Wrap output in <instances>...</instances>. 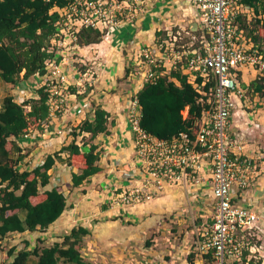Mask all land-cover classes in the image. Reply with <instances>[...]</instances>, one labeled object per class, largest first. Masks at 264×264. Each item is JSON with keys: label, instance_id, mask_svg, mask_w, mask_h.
I'll return each mask as SVG.
<instances>
[{"label": "built area", "instance_id": "1", "mask_svg": "<svg viewBox=\"0 0 264 264\" xmlns=\"http://www.w3.org/2000/svg\"><path fill=\"white\" fill-rule=\"evenodd\" d=\"M154 1L67 0L63 7H55L61 18L49 51L54 52L57 45L68 49L75 44L78 49L82 27L110 32L134 22ZM196 6L199 27L197 33L187 34L191 42L184 43L186 36L178 31L160 37L157 43L143 48L138 63L145 69L137 71L138 75L132 70L131 77L142 87L169 69L181 67L208 107L193 136L183 132L171 139L159 138L142 127L135 91L128 119L139 174L135 185L114 194L113 202L132 206L174 190L206 194L208 188L212 194L211 224L198 240L203 264H207L209 254L211 264H264V210L236 199L239 192L258 185L260 164L230 129L237 110L247 112L250 106L249 88L242 86L244 70L251 69L264 80V50L241 28V18L248 10L243 0H197ZM247 21L253 20L249 17ZM77 53L75 49L69 52V58H64L63 52L55 53L46 62V73L38 77L39 86L48 87L51 93L52 114L67 107L73 84L84 85L86 71L77 66ZM199 78L203 83H198ZM211 81L214 86L204 90Z\"/></svg>", "mask_w": 264, "mask_h": 264}, {"label": "trees", "instance_id": "2", "mask_svg": "<svg viewBox=\"0 0 264 264\" xmlns=\"http://www.w3.org/2000/svg\"><path fill=\"white\" fill-rule=\"evenodd\" d=\"M67 0H0V77L14 85L37 75L46 73V62L54 57L49 51L51 38L57 33V21L61 15L55 7H63ZM244 9L259 12L262 0H243ZM242 25V24H241ZM246 31L243 24L241 26ZM119 30V29H118ZM117 30V31H118ZM116 31V32H117ZM108 31L99 28L82 27L78 32L77 43L86 46L100 43ZM257 41V37H254ZM127 75L132 74L128 68ZM198 83H203L202 78ZM243 83V82H242ZM214 82H208L203 89L209 91ZM249 93H264V80L254 79ZM68 92L76 93L70 88ZM136 97L141 106L140 123L149 133L171 139L183 132L192 136L208 104L201 102L202 93L193 84L189 75L181 67L171 68L158 78L146 81L137 91ZM51 93L46 86H37L31 99L19 102L15 94L4 97L0 111V245L11 234L44 233L57 222L70 208L69 193L61 190L58 183L49 186L50 172L58 161L64 159L72 168V190L83 187L91 177L102 170L100 160L102 148L96 142L100 134L111 133L115 124L110 120L111 113L101 104L92 103L90 115L75 127L70 135L72 141L60 150L47 153L40 162L30 168H22L30 154L23 144L24 138L33 129L44 131L53 118ZM187 110V114L185 111ZM58 114V111L56 112ZM55 114V115H56ZM32 136V135H31ZM91 141H86L85 138ZM82 138V142L79 140ZM12 144V149L8 144ZM13 152L18 155L13 156ZM63 153L66 157H63ZM44 189V190H43ZM43 190V191H42ZM59 240L51 245L32 246L27 236L25 247L9 249L7 260L2 264H28L36 255L37 264H93L82 254L85 237L92 233L91 228L75 225L63 229ZM45 243L47 236H38ZM148 246L151 243L148 241ZM190 264H194L193 255ZM207 263L211 261L208 256Z\"/></svg>", "mask_w": 264, "mask_h": 264}, {"label": "crops", "instance_id": "3", "mask_svg": "<svg viewBox=\"0 0 264 264\" xmlns=\"http://www.w3.org/2000/svg\"><path fill=\"white\" fill-rule=\"evenodd\" d=\"M196 1L155 0L134 22L123 24L118 28V38L112 36L111 30L100 43L86 45L84 48L86 59L89 58L90 64L93 65L102 61V66L96 70L95 77L92 75L85 91H80L81 87L77 84L72 85L71 88L76 90V93H72L73 98L70 100L72 102L53 116L50 129L41 131L40 138L38 137L39 144L46 148V153L60 150L63 145L72 141L70 135L72 127L78 126L90 115L92 103L105 107L111 113L110 120L115 121L111 133L100 134L96 140L103 150L100 160L102 170L92 176L86 185L71 192L72 172L77 171L78 168L70 167L64 159L58 161L50 171L54 174L55 180L60 182L63 180V183L65 181L64 188H59L67 191L66 193H72L69 196L70 208L51 229L56 228L61 231L75 225L91 228L92 233L85 237L86 243L84 242L82 254L93 264H141L139 261L144 250L141 236L161 228L168 230L170 225L168 219L171 215L178 218L181 203L185 200L191 201L192 198H204L205 192L199 190H193L195 191L193 196H190L189 191L174 190L143 204L117 206L113 202L114 194L129 185H135L139 174L135 161L134 136L129 126L128 108L131 106L132 94L141 86L137 79L126 74L128 68L140 61L144 47L157 43L162 36H169L176 31L184 34L190 31L197 33L199 23L196 16ZM249 17L253 20L254 17L262 16L257 15L252 8L244 14V19L247 20ZM196 24L197 28L194 30ZM246 71L253 76L252 81L256 73L251 69L244 70L243 78L246 85H250V80L246 79V75L249 76ZM260 98L261 96L257 94L254 100ZM240 119L243 121L240 122ZM230 129L241 142L245 143L249 155L257 160L261 157L258 185L239 192L237 202L252 203L264 210V152H256L259 151L260 142L264 143V107L254 109L252 112L237 110ZM24 143L28 145V142L23 141ZM40 147L35 148L29 157L32 158L40 152L42 149ZM63 157H66L65 153ZM55 184L56 182L54 186ZM129 221L135 223H128ZM37 233L26 234L31 239ZM47 233H40L39 236ZM154 247L152 244V247L145 250L158 256ZM202 260L201 257V262ZM162 263L172 264L167 261Z\"/></svg>", "mask_w": 264, "mask_h": 264}, {"label": "rangeland", "instance_id": "4", "mask_svg": "<svg viewBox=\"0 0 264 264\" xmlns=\"http://www.w3.org/2000/svg\"><path fill=\"white\" fill-rule=\"evenodd\" d=\"M256 14L261 15L262 17L261 18L254 17L251 23H248L246 19L241 18V24L245 25L246 33L249 37H253V38L257 37L256 43H258L259 47L262 50H264V0H262L261 8L259 12H256ZM64 26L66 27V25ZM113 29L114 30H112V36H114V38H118L119 35L116 32L118 28L114 27ZM181 36H186V38L183 41L184 43L188 44L191 42V40L187 38V36L189 35L182 33ZM84 48L85 46H80V48L77 49V47H75V44H73L71 48L68 47V49L63 48V45H57L53 48L55 53L62 54L63 52L64 58H69L66 54H68L69 52H72L74 49L78 52L77 55H75L78 60L76 64L78 68H81L86 71L85 75L82 76L84 85L80 86L81 87L79 89L80 91L82 90L85 91L87 89L86 85L88 82H90L92 75L95 77L96 70H99L100 68L98 67L102 66L101 64L102 61L97 63L96 65H93L92 63L90 64V59L89 58L86 59L87 58L85 55L86 51L84 50ZM133 64L129 68L130 70H134L136 75H138L137 71L141 72L145 69L143 65L142 66L139 65V63H136L134 65ZM246 77H247L246 78L247 80H250L249 82H252V78H253L252 75H249V76L246 75ZM256 78L257 77L255 76L254 79ZM245 82L246 81L243 78L242 86L243 84H245ZM39 83H40V80L39 78L37 79V75L32 77L30 81H27V82L23 81L17 85L7 83L4 80H2L0 77V111L2 109L3 100L6 95L15 94L19 102H24L26 100L31 99L32 96L36 94L37 86ZM259 95L261 96V98L255 101L254 100L255 95L252 94L251 92L248 94V98H249L248 104L251 106L249 108L246 107L248 112H252L254 109H259V108L264 107V93L259 94ZM72 98H73V94L69 98V103L72 102L70 101L72 100ZM250 101H251V104H250ZM185 113L187 114V110L185 111ZM239 121L241 122L243 121V119H240ZM37 130L33 129L31 131L32 136L30 135L29 138H24V140L27 139L26 142H28V145H24V146L27 152L29 153L34 151L35 148L40 147V146H41L40 148L42 149L40 152H37L34 157L32 158L29 157L26 160L25 164L21 165L22 168H27V167L30 168L34 166L35 164H37L39 160L41 161V159L44 158V156L47 154L46 153L47 151H45L46 148L43 147L42 144H39L40 141L38 140V137L41 135V130L38 132ZM232 134L234 137L237 136L233 132ZM79 140L81 141L82 138H79ZM85 140L91 141L90 138L88 137L85 138ZM258 147H259V151H256V152L263 153L264 143L260 142ZM8 148L12 149L11 143L8 144ZM17 155L18 154L16 152H13V156L16 157ZM260 159L261 157L258 158L257 160L258 164L261 163ZM53 181L58 183L57 184L58 187L64 188L65 181L63 183V180L61 182L58 180H55L54 174H52V179H51V183L49 186H52ZM54 183H53V186H54ZM249 189H252V187ZM209 191L210 190L207 188V193L204 195V198L202 199L192 198L191 201L186 202L185 200L183 203H181L182 204L181 209H180L181 212L178 215V218H176L175 215H171V217H169L168 219L170 221L168 230H166L165 228H161V229H157L153 233L148 232V233H144L141 236V245L144 249L142 250V256L140 257V261H139L141 264H160L163 261H167L172 264H190L191 263L190 260L192 259V257H190L191 255H193L194 264H202L201 262L202 256H200V252L197 248H198V240H199V237H201V233L204 231V229L207 226L211 224V217L209 215V210H211V207H212L211 206L212 194ZM77 192H81V191H77ZM189 193H190V196L194 195L192 191ZM73 194H76V193H73ZM71 195L72 193H69V196ZM172 218H173V221H171ZM131 222L133 221H129L128 223H131ZM58 230L59 229H56V228L54 229L50 228V230L46 231L48 233L44 236H47L48 239L46 240L47 242L45 243H43L42 241L40 242L38 240L39 239L38 236L40 235V232H38L37 235H35L33 238L31 237L30 239L32 242V246L35 243L39 244L40 246L51 245L55 241L54 239H57V238L60 239L59 237L62 234L61 232L62 230L61 231H58ZM26 238H27L26 235L19 234V233L11 234L7 236L0 245V264H2L3 262L7 260L12 259V258L10 259V257L8 256L9 249L13 247H17L18 249L25 247ZM148 241L151 243V245L149 246H148L149 244ZM152 244H154L155 246L154 250L156 251L158 256H156L155 254H151V252H149L148 250H145V249L152 247ZM171 251H174V253H172ZM37 260H38L37 256L32 255L30 257L28 264H37ZM60 264H65V262L61 261ZM99 264H105V263H99ZM134 264H137V263H134ZM209 264H211L210 261H209Z\"/></svg>", "mask_w": 264, "mask_h": 264}, {"label": "bare ground", "instance_id": "5", "mask_svg": "<svg viewBox=\"0 0 264 264\" xmlns=\"http://www.w3.org/2000/svg\"><path fill=\"white\" fill-rule=\"evenodd\" d=\"M71 87H72V86H71ZM71 87H70V88H71ZM70 88H69V89H70ZM132 98H133V97H132ZM132 98H131V99H132ZM55 114H56V111H55L52 115L54 116ZM51 120H52V122H53V119H51ZM50 126H51V125H50ZM46 127H47V126H46ZM47 129H50V127H47Z\"/></svg>", "mask_w": 264, "mask_h": 264}, {"label": "water", "instance_id": "6", "mask_svg": "<svg viewBox=\"0 0 264 264\" xmlns=\"http://www.w3.org/2000/svg\"><path fill=\"white\" fill-rule=\"evenodd\" d=\"M196 27L194 28V30L197 28V24L195 25Z\"/></svg>", "mask_w": 264, "mask_h": 264}]
</instances>
